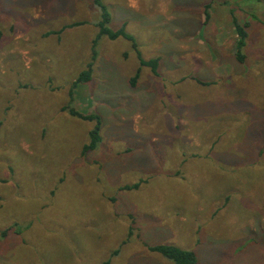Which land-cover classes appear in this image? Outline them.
Wrapping results in <instances>:
<instances>
[{"label":"rangeland","instance_id":"obj_1","mask_svg":"<svg viewBox=\"0 0 264 264\" xmlns=\"http://www.w3.org/2000/svg\"><path fill=\"white\" fill-rule=\"evenodd\" d=\"M104 2L157 76L132 42L102 37L72 92L94 0H0V264H173L156 245L264 264V0ZM70 109L100 115L96 151L83 155L94 124Z\"/></svg>","mask_w":264,"mask_h":264},{"label":"trees","instance_id":"obj_2","mask_svg":"<svg viewBox=\"0 0 264 264\" xmlns=\"http://www.w3.org/2000/svg\"><path fill=\"white\" fill-rule=\"evenodd\" d=\"M95 5L99 8L100 10V20L98 23V34L96 38L93 40L92 43V58L91 62L88 63L87 69L83 71L76 81L73 83L71 91L74 92L76 87L80 84L83 83H88L92 79V75L94 72V67L95 63L98 59V52H97V45L99 40L102 37H107L111 41H116L119 38H123L127 41L132 42L133 44V50L137 54V58L139 60L140 66L141 67H148L150 68L151 72L157 76L158 75V67H159V59H152V60H144L141 56V53L138 50V47L136 45L135 39L126 32V26L127 24H124L120 29L113 31L110 28V24L112 21L111 14L107 8V5L105 4L104 0H94ZM211 8V3L209 5L205 6V16H206V22L209 21L210 19V14H209V9ZM231 16H232V22L235 28V32L237 35V42H236V59L242 64L245 62V55H243L242 51L246 46V41L248 38V34L246 31L247 24L241 25L238 21V19L234 16V11H231ZM264 23V22H263ZM85 23L83 22H77V23H72L69 25L64 26L61 30L64 32L67 29L75 28L84 25ZM61 31L58 32H48L46 36L50 35H60ZM140 75V69L137 71L136 75L131 79V85L135 87L137 84V81L139 79ZM203 84L204 83H200ZM71 92V93H72ZM73 95V94H72ZM72 99V98H71ZM68 109V108H67ZM69 113L71 116L81 119L86 122L93 123L94 126L92 130L89 133V143L86 144L83 148V155L88 154L89 152L96 151L101 143V129H102V120L100 115L96 113H91V114H81L76 110L70 109ZM140 183L134 184V185H126L121 188V190L124 191H132V190H137L140 188ZM6 235V233H4ZM129 235L132 236L133 232L130 231ZM148 250L151 253L160 255L162 258H165L172 262L173 264H198V258L197 255L191 251V250H186V249H181L178 247H175L173 245H156V246H148ZM118 254V251H115L113 255ZM104 264H111V259L107 260Z\"/></svg>","mask_w":264,"mask_h":264},{"label":"crops","instance_id":"obj_3","mask_svg":"<svg viewBox=\"0 0 264 264\" xmlns=\"http://www.w3.org/2000/svg\"><path fill=\"white\" fill-rule=\"evenodd\" d=\"M138 59V58H137ZM138 62H139V60H138Z\"/></svg>","mask_w":264,"mask_h":264}]
</instances>
